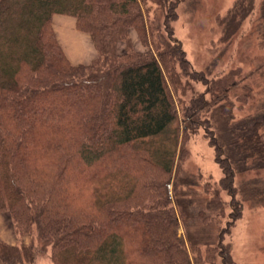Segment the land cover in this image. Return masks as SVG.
I'll use <instances>...</instances> for the list:
<instances>
[{
  "label": "trees",
  "instance_id": "16d2710c",
  "mask_svg": "<svg viewBox=\"0 0 264 264\" xmlns=\"http://www.w3.org/2000/svg\"><path fill=\"white\" fill-rule=\"evenodd\" d=\"M168 2L0 0V211L11 214L19 233L36 226L63 264H218L213 254L223 252L220 190L236 196L234 164L243 159L224 147L229 135L216 134L214 123L223 119L215 111L223 112L230 92L254 72L211 80L195 71L170 29L178 1ZM151 4H167L162 25L145 14ZM261 10L264 46V0ZM56 14L77 18L97 59L78 66L68 61L52 27ZM132 27L144 52L130 45ZM122 42L128 48L119 53ZM259 62L255 72L264 73V56ZM247 87L243 104L250 98ZM247 123L238 125L247 129ZM258 124L245 140L263 161L264 123ZM201 130L217 149L224 177L222 189L205 186L211 198L202 201L190 183L195 177H177L174 202L186 219L188 246L177 232L172 174L183 139ZM155 171L167 180L155 182L149 174ZM71 184L80 191L92 187L87 209L72 206ZM244 184L236 191L249 200L264 197V179ZM32 249L0 242V264L31 262Z\"/></svg>",
  "mask_w": 264,
  "mask_h": 264
},
{
  "label": "rangeland",
  "instance_id": "374dc122",
  "mask_svg": "<svg viewBox=\"0 0 264 264\" xmlns=\"http://www.w3.org/2000/svg\"><path fill=\"white\" fill-rule=\"evenodd\" d=\"M169 2H177L169 23L173 37L181 45L195 71L204 73L211 80H218L235 71H240L242 74L254 72V75L230 92L231 103L226 105L223 112L216 109L217 119L222 118L224 122L220 120L221 123L218 121L216 125L213 123L216 134L220 132L223 136L229 135L230 145L225 142L224 147L231 146L243 159L242 162L234 164L236 189L249 186L244 183L254 178L264 179V160L255 159L257 157L254 149L248 147V140H245L254 123H259L258 125L264 123V110L257 111L259 105H264V73L255 72L260 64L259 60L264 56V46L259 39L263 0H169ZM150 10L145 14L151 18L152 23L156 18L160 25L166 21L167 4L165 8L151 4ZM52 27L63 53L71 64L89 65L97 59L98 51L95 43L90 33L81 30L78 26L77 18L56 14L52 19ZM129 40L130 45L138 52L146 50V44L134 27L129 29ZM127 48L128 44L120 43L119 53H124ZM169 82L171 84V81ZM245 86H248L247 92L250 98L243 104L240 99L245 94L242 91ZM170 87L177 96L175 89ZM195 88L201 91L204 89L202 85H196ZM243 120L248 121L247 129L242 124L238 125ZM179 147L172 174V201L175 210L177 205L174 202V195L179 174L187 172L195 177L190 183L197 187L201 201L211 198L210 194L205 192V186L209 184L212 189H220L224 177V170L217 158V149L203 130L189 139H183ZM149 174L152 177H148H154L155 182L167 180L160 171H155L154 176L151 172ZM135 177L141 178L138 174ZM70 187L73 189V195H70L72 206L75 209H87L90 199L93 200L95 197L91 191L92 187L86 186L81 191L78 190L77 184L75 186L71 184ZM236 189L234 197L227 190H220L226 217H220L217 223H220V229L227 230L222 238L223 252L215 251L213 258L218 264H223L224 255L228 256V264H264V197L249 200ZM236 205L238 208L235 209ZM198 207L193 204L191 210L195 212ZM92 208L89 209L93 210ZM176 213L177 232L186 243L188 239L186 219L177 210ZM196 216V223L202 224L198 214ZM0 242L10 247H25L30 250L33 248V260L24 264L64 263L56 260L52 245L44 246L36 226L31 231L27 232L24 228L19 233L8 211H0ZM206 250L205 246L201 248L203 254Z\"/></svg>",
  "mask_w": 264,
  "mask_h": 264
}]
</instances>
